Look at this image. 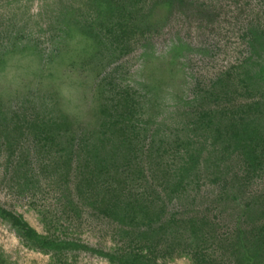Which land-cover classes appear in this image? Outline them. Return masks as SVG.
<instances>
[{
  "label": "rangeland",
  "instance_id": "1",
  "mask_svg": "<svg viewBox=\"0 0 264 264\" xmlns=\"http://www.w3.org/2000/svg\"><path fill=\"white\" fill-rule=\"evenodd\" d=\"M189 1L205 6L204 16L193 17ZM94 2L0 0V207L39 237L55 236L78 246L54 259V253L32 246L0 218V264H118L84 248L116 258L126 253L130 244L119 233V221L89 206L104 187L77 193L87 171L78 156L85 154L77 152L79 143L96 142V131L109 123L100 111L113 113L115 99L123 94L132 103L124 110L134 111L122 122L129 125L125 134L139 152L131 151L132 167L120 168L122 177L113 178L108 197L149 194L151 200H144L150 215L159 213L162 223L175 219L178 234L182 219L207 218L206 224L217 225L218 235L230 242L200 249L197 264H232L227 243L236 241L239 228L250 227L239 214L228 219L224 204L212 203L208 195L218 190L211 182L215 178L227 179L228 193L242 190L243 200L264 193V171L248 185L230 184L238 168L232 162L236 153L227 152L230 142L225 141L232 123L226 114L254 102L247 92L264 93V0H187L170 11L148 0L136 20L142 19L138 23L147 31L126 36L110 29V12L104 22ZM252 30L261 37L254 46ZM247 75L253 88L245 90ZM97 90L105 91L100 102ZM261 111V119L251 115L248 122L263 124ZM209 120L221 126L225 144H212V137L200 142V128ZM113 146L107 142L105 152ZM60 147L70 148L69 171L62 158L66 150ZM221 155L225 159L216 163ZM22 161L24 168H19ZM136 171L142 174L136 173L135 181L128 178V172ZM15 174H24L28 184L9 183ZM135 217L145 221L141 213ZM139 226V232L146 228ZM190 256L172 246L157 259L158 264H196Z\"/></svg>",
  "mask_w": 264,
  "mask_h": 264
},
{
  "label": "trees",
  "instance_id": "2",
  "mask_svg": "<svg viewBox=\"0 0 264 264\" xmlns=\"http://www.w3.org/2000/svg\"><path fill=\"white\" fill-rule=\"evenodd\" d=\"M92 1H95L94 7L96 6V8L99 10L100 15L104 18V22L108 19L107 14L110 12V17L112 19L110 20L111 22H109V25L111 30H115V33L120 35L125 34L126 36L128 33L131 34L133 32L134 34L135 31H137V33L140 31H147V28H144L145 24L141 25L138 23L139 21L141 22L142 19L138 18V22H136V20L137 14L139 15V13H142L147 7L146 2H148V0ZM154 1L163 6L166 10L169 9L170 11L174 6L181 8L180 6H183L184 2L187 0ZM189 3V8L194 14L192 15L191 13L193 17L204 16L205 6L192 5V1H189ZM146 23L149 24L151 22L146 21ZM107 31L109 32L110 30ZM251 33L254 35V39L250 44L254 46L255 43L258 42L256 40L261 37L259 34H257V31L252 30ZM260 41L263 42L262 39H260ZM252 82L253 79L248 75L245 77V79H243V84L247 85L245 90H247L249 87L253 88V86H250L253 84ZM104 94L105 91L103 90L96 91L95 98L98 100V102L102 100ZM227 94L230 95L231 92L227 91ZM246 96L252 97L250 100H254V102L239 106L237 109L233 110L232 113L228 112L226 114L228 115L226 119H229V121L232 122L229 124L226 131L229 139H225V141L229 140L230 142V145L228 144L226 149L227 152L230 150L233 151V153H236L234 161L232 162H234V166L238 168L237 173L232 176L230 181L231 185H238L240 181H242L245 185H248L251 181L253 182V179L257 178V173L264 171V160H262V157L264 156V123L248 122V118L251 117V115L261 119L262 116H259V114L263 115L261 110H264V93L262 94L258 90L253 89L251 92H247ZM128 100H130L129 94H123V99L121 96H119V100L115 99V101H117V105L113 113L110 114L108 112V114L107 111H100V114H105L107 117L109 116V123L107 124L106 129H98V131H96L98 137L93 145H90L86 139H82L80 141L78 146L79 150L77 152H85V154L78 156L83 158V167L86 166L85 168L87 171L85 173L86 177L84 176L82 178L84 185L78 190L77 193L79 195H83V188L94 189L97 187L98 189L99 186L101 188L104 187L103 195L99 193L100 196L96 197L94 201H90L89 206L94 210L95 213H98V215L104 217L105 219H107V217H112V220H118L119 227L121 228L119 233H121L123 236L125 235L130 245H126V253L123 255V257L119 258L104 254L98 249H84L90 250L97 256L108 257L110 261H116L118 264H158V254H160V256L163 258L166 256V252H168L170 247L176 246L180 249L188 250L191 255L190 258H192L197 264V262L202 260L203 256V253L201 254L200 249H204L209 245H215L214 247H222L225 244L224 242L227 241L226 238H221L218 235L217 225H207L206 222L208 219L205 217H198L195 220L194 218L189 220L182 219L180 222L181 232L178 234L177 231L174 232V227L177 223L175 219H172L170 223H162L159 221V213L150 215L151 212L148 206L149 203L144 200H151L149 194H144L143 196L140 194L132 196L130 194L126 196L123 192L120 194L116 192L112 197H108V193L114 189L113 178L121 175L119 173V170H121L120 168L122 166L127 167L124 166L127 163L131 169L132 164L128 158L131 151L133 153L139 152V149H135L136 146H133L135 140L132 137L129 138L125 134L127 128H129V125L125 126L122 123L131 119V115H133L134 112L132 111L131 113H128V111L124 110L127 106L130 109L132 107V103ZM205 116L206 114L203 117ZM245 121L246 123H244ZM200 133L202 136H204L200 140L202 144H206V141L209 137L213 138L212 144H225L221 126L217 123L214 124L212 120H209L206 125H203L202 128H200ZM107 142L114 144L108 153L105 152V146ZM226 149L223 148L220 152H225ZM62 150H66L62 158L66 160L67 171H69L68 165L72 154L70 148L67 150L63 147H60V151ZM115 155H121L122 161H115ZM223 159H225L224 156H218L216 163ZM83 162L81 161V163ZM18 167L24 168L23 161L22 165L19 164ZM111 169H113V171H111ZM128 173L130 174V177L128 178L134 181V176L136 173H139L140 175L142 174L140 171ZM163 175L164 173H162V176ZM15 176L16 177L13 179V182L9 183H14L17 185L18 181L23 180L24 184L26 183L25 185L28 184V180H26L27 178L24 176V174H15ZM226 180L220 182L215 178V180L211 181L216 182V185L218 184L219 186L216 193L213 192L208 195L212 200L211 202H217V204L222 205L224 204L225 212H229H226V217H228V219L233 218L235 214H237V216L238 214L240 216H244L246 218L245 223H247L250 227L249 230H242L239 228L237 230V236L235 237L236 241L233 244L232 242L231 244L227 243L229 246L225 250L230 252L229 261H232V264H264V193L257 194L258 196L252 194L249 195L247 199L243 200L245 193L242 190L237 191L236 194L226 192L228 183ZM129 187H132V185ZM126 192L128 191L126 190ZM111 198L116 199L115 205L112 203L109 204V199ZM117 202H119V204ZM242 202H245L246 205L241 210ZM135 213H141L145 221L139 223L136 220ZM0 218L7 220L10 223V226L25 241L30 242L32 246L37 247L44 252L54 253V259L57 257H62V253L66 252L67 249L73 250V248H78L76 244L70 241L56 240L57 237L55 236L45 238L39 237L31 227L22 221L19 216L2 209L1 207ZM140 224L146 227L144 231L139 232L138 229ZM206 225L209 226L208 229ZM227 242L230 241L228 240Z\"/></svg>",
  "mask_w": 264,
  "mask_h": 264
}]
</instances>
